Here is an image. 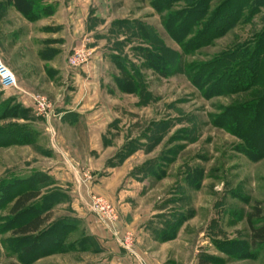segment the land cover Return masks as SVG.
Masks as SVG:
<instances>
[{"label": "rangeland", "instance_id": "1", "mask_svg": "<svg viewBox=\"0 0 264 264\" xmlns=\"http://www.w3.org/2000/svg\"><path fill=\"white\" fill-rule=\"evenodd\" d=\"M248 33V26L235 29L200 53L181 55L148 0H0V59L9 69L18 66L22 83L29 82L26 88L17 80L16 88L0 87V264H104L94 240L85 245L83 220L70 208L72 184L57 168L72 157L59 144L73 140L58 130L57 107L76 89L72 73L86 68L90 73L82 80H90L92 67L104 68L101 93L118 116L110 134L139 145L146 201L155 207L157 228L173 236L164 244L140 240L136 251L135 237L119 234L114 205L93 192L88 171L77 170L75 192L86 195V207L132 264H264V243L250 242L247 221L264 223V150L256 152L220 125L237 97H208L190 81L186 66ZM160 46L180 56L168 60L163 50L172 66L143 51L156 53ZM77 48L86 59L71 67ZM49 62L58 73L50 72ZM158 65L165 73L152 68ZM39 98L50 107L40 108ZM260 138L252 142L264 148ZM31 189L40 195L12 215L15 197ZM34 214H49V221L37 233H13Z\"/></svg>", "mask_w": 264, "mask_h": 264}, {"label": "trees", "instance_id": "2", "mask_svg": "<svg viewBox=\"0 0 264 264\" xmlns=\"http://www.w3.org/2000/svg\"><path fill=\"white\" fill-rule=\"evenodd\" d=\"M148 1L161 16L164 31L176 42L181 55L200 53L202 49L213 46L216 40L229 32L248 26L249 33L244 39H236L233 44L206 58L193 59L186 66L190 81L208 97H237L223 110L220 125L243 139L256 152L264 150L252 142L256 136L261 137V142L264 138V0ZM139 25L147 31L145 25ZM144 39L150 40V36L149 39ZM159 49L161 50L156 53L147 49L143 51L151 55V59L154 58L166 66H172V62L180 57L163 46ZM163 50L166 51L167 59L171 55L172 62H165ZM152 68L160 74L167 70L164 65ZM38 180L45 181L46 177H38ZM39 195L40 192L34 189L21 192L15 197L10 213L17 215L25 212L27 204ZM48 221L49 214H34L19 223L13 233H37ZM247 221L250 242L253 245H262L264 223L254 226L250 218ZM67 231L70 229L65 230ZM86 239L89 242L85 245L92 246L91 240Z\"/></svg>", "mask_w": 264, "mask_h": 264}, {"label": "crops", "instance_id": "3", "mask_svg": "<svg viewBox=\"0 0 264 264\" xmlns=\"http://www.w3.org/2000/svg\"><path fill=\"white\" fill-rule=\"evenodd\" d=\"M22 49L20 47L19 51ZM26 49L31 48L27 46ZM33 51L35 50L32 47L31 52L34 57ZM19 54L23 55L21 52ZM41 66L44 67V65ZM53 66V62H49L50 72L58 73L59 70ZM17 67L11 66L10 70L14 73L18 83L26 88L29 82L22 83ZM91 71L92 78L88 80L89 75H87L84 81L82 78L90 73V70L81 68L72 73L70 78L74 79V83L76 82V89L70 90L69 96L61 99L60 109L56 106L57 117H59L56 119L59 124L58 130L73 138L72 141H67V144H59L60 150H63L65 154H71L72 157L60 160V166L57 168L61 170L60 179H64L66 184L70 182L72 184L68 192L72 198L70 208L77 219L83 220L86 238L94 240L101 249L104 254L103 263L132 264L128 255L120 249L113 232L106 231L100 226L96 217L86 207V195L75 192L77 170L88 171L92 176L93 192L104 195L114 205L120 218L119 234L121 235L123 231L131 233L136 239V251L141 250L140 240L149 239L148 242L152 245H155L157 241L164 244L170 242L168 240L173 236L157 228L154 220L158 217L155 214V207L146 201L149 191L147 179L139 169L142 164L139 145H125L128 140L119 141L113 139V134H110L118 116L114 107L108 106V95L102 96L101 93V87H104L102 85L104 68L92 67ZM145 181L147 186H145Z\"/></svg>", "mask_w": 264, "mask_h": 264}, {"label": "built area", "instance_id": "4", "mask_svg": "<svg viewBox=\"0 0 264 264\" xmlns=\"http://www.w3.org/2000/svg\"><path fill=\"white\" fill-rule=\"evenodd\" d=\"M86 59V53L83 49L77 48L73 51L69 57V65L71 67H77L82 64ZM0 87L3 89H13L16 88V79L13 72L2 62L0 59ZM40 108H49L50 105L44 100V98H39L36 100ZM99 209V208H98ZM105 207L101 205L99 211L101 216L105 215Z\"/></svg>", "mask_w": 264, "mask_h": 264}]
</instances>
